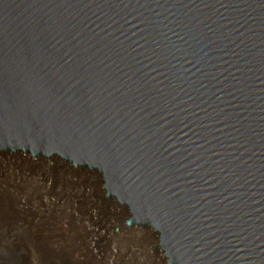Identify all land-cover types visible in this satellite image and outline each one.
I'll return each mask as SVG.
<instances>
[{
    "label": "water",
    "instance_id": "1",
    "mask_svg": "<svg viewBox=\"0 0 264 264\" xmlns=\"http://www.w3.org/2000/svg\"><path fill=\"white\" fill-rule=\"evenodd\" d=\"M100 173L168 264H264V0H0V152Z\"/></svg>",
    "mask_w": 264,
    "mask_h": 264
},
{
    "label": "bare ground",
    "instance_id": "2",
    "mask_svg": "<svg viewBox=\"0 0 264 264\" xmlns=\"http://www.w3.org/2000/svg\"><path fill=\"white\" fill-rule=\"evenodd\" d=\"M59 158L56 155L46 158L40 155L34 159L22 150L0 152V173L6 165L10 166L12 172L10 177H13V182L20 183L22 186L27 178L31 177L29 172L37 171L46 177L45 181L42 179L40 183L38 180L35 181L48 190L47 187L51 189L53 185H57V176L60 173L67 175L65 187L69 188L63 189V185L58 184L55 188H60L59 193L48 192L53 200L51 204L47 199L48 194L44 196L41 207H49L52 213L42 212L44 210H41L40 206L39 209H33L37 207V202H34L37 201L36 194L31 196L24 192L22 196V193H18L16 200L11 196L12 189L2 192L8 195L4 198V202L7 201V206L14 208V213L12 212L13 214L7 219L8 224L4 223L6 220L1 222L0 219V264H10L16 249L14 243L21 236L20 228L27 221V217L33 218L35 223L44 227L46 223L49 226H52L51 223L54 225L51 230L57 232L58 238L54 239L55 242L52 240L51 245L55 246L52 251L59 258L54 264H168L167 258H162L156 246L155 229L151 226L145 228V224L131 226L124 224V221L131 216L130 212L123 203L114 196L106 195L105 190L101 189L98 171L85 167L74 169L67 161ZM49 169L57 172V176L50 177L45 174ZM68 178L72 179L70 181L73 184L71 183L70 186ZM81 191L86 192L85 196L81 194ZM18 204L19 210L14 206ZM56 209L61 210L62 213L60 215L54 213L53 210ZM62 214L67 215V219H64ZM18 219L23 221L19 222ZM115 227L118 231H113ZM40 231L41 228L35 225L32 229L33 241L37 240ZM28 234L31 239L30 233ZM24 264L35 263H30L25 257Z\"/></svg>",
    "mask_w": 264,
    "mask_h": 264
},
{
    "label": "rangeland",
    "instance_id": "3",
    "mask_svg": "<svg viewBox=\"0 0 264 264\" xmlns=\"http://www.w3.org/2000/svg\"><path fill=\"white\" fill-rule=\"evenodd\" d=\"M23 153L29 154L34 159H35V157L37 158V157L40 156V155L39 156H36V155L33 156L31 153L24 152V151H23ZM72 167H74V166H72ZM76 168L77 167H74V169H76ZM29 173L31 174L30 175L31 177L27 178V180L21 186L20 183H16L15 181L13 182V180H12L13 177H10L11 174H12L10 166L6 165L4 167V170L2 169V173H0V193H1L0 194V219H1V222H3L2 220H6V222H4V223L8 224L7 223V219H9L11 214L14 213V208L11 209L10 207L7 206V204H6L7 201L4 202V198L6 196H8V195L6 193H2L3 191L7 192L6 190L10 191V189H12L13 190V194H11L12 198H16L18 193H20V194L22 193L21 194L22 196L24 195V192L25 193L27 192L31 196H33L32 194H34V195L36 194L35 199L37 201H34V202H37V207L34 206L35 208H33L35 210V209H39V206L41 207V205H42L41 201L45 199L44 196H46V194H48V192H52L53 193L55 191V192L59 193L58 189H60V188H58V189L55 188V187H58L57 186L58 184L59 185H63V189L67 188V187H65L66 183H67V178H66L67 175L66 174H62V175L60 173L58 174L53 169H49L48 171H46L45 174H48L50 177H52L54 175L57 176V174H58V176H57L58 177L57 178L58 181L56 183L57 185H55V186L53 185L51 187V189H49V187H47L48 190H46V187H44L42 185L39 186V183L42 181V179L44 180V178L46 176L44 174H40L37 171L36 172L32 171V173L31 172H29ZM35 180H38L39 183H37ZM70 180H72V179L68 178V182ZM98 180H101V182L99 184H100V187H102V179H101L100 176H99ZM71 183H72L71 181H70V183H68L69 186L73 184V183L72 184ZM68 189L69 188H67V190ZM17 191H19V192H17ZM82 193H83V196H85L86 192L81 191V194ZM37 194L39 196H37ZM47 199H48V202H50L49 204H51V202L53 200H52V197H51L50 193L48 194ZM16 200H17V198H16ZM29 205H30V203H29ZM43 205H45L44 202H43ZM14 206H15V209L19 210V207H20L19 204L18 205H14ZM30 207H31V205H30ZM9 209H11V210H9ZM22 209H23V207H22ZM41 210H44V211H42L44 213H49V212L52 213L51 210L49 209V207H47V206H44L43 208L41 207ZM53 212L58 214V215H60L62 213L61 210H57V209L53 210ZM14 216H15V214H14ZM62 217H65L64 219H67V215L62 214ZM23 218H25V217H23ZM27 218H26L27 221H25V223L23 225H21V228H20V230H21L20 235L21 236L18 237L16 242L14 243V245H16L15 246L16 249H15V253H13V255L11 257L10 264H20V263L24 264L25 257L28 258L30 263L32 262V263H35V264H37V263L38 264H44V263H46V264H54L55 261L57 262L58 261L57 259H59L54 254V252L52 251V249H54L55 246L51 245L52 240L55 242V240L58 238V236L56 235L57 232H55V230L54 231L51 230V229H53L54 225L51 223L50 225H52V226H49L46 223V226L48 227L47 228L46 226L44 227V226L38 225L37 222L35 223L33 218H31V217L30 218L27 217ZM18 221L21 222V221H23V219H18ZM51 222H53V221H51ZM133 224H138V223H132L131 225H133ZM35 225L37 227L41 228V231L38 234L39 237L36 238L37 240L33 241L32 240V229H34ZM131 225H129V226H131ZM16 227L17 226L15 225V228ZM57 228H56V231H58ZM29 231H31V232H29ZM113 231H118V228L115 227ZM53 232H55V233H53ZM28 233H30L31 239L29 238V236H28L29 234ZM154 233H155L156 246H157V232H154ZM53 236H55V237H53ZM55 250H57V249H55ZM3 252H5V251H3Z\"/></svg>",
    "mask_w": 264,
    "mask_h": 264
}]
</instances>
